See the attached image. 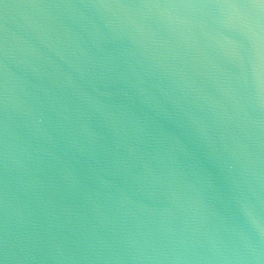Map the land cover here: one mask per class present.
<instances>
[{"label": "water", "instance_id": "1", "mask_svg": "<svg viewBox=\"0 0 264 264\" xmlns=\"http://www.w3.org/2000/svg\"><path fill=\"white\" fill-rule=\"evenodd\" d=\"M0 264H264V0H0Z\"/></svg>", "mask_w": 264, "mask_h": 264}]
</instances>
